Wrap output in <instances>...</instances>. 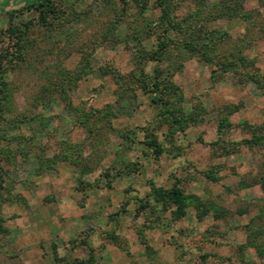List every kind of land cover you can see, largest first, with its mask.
I'll return each instance as SVG.
<instances>
[{
	"label": "rangeland",
	"instance_id": "obj_1",
	"mask_svg": "<svg viewBox=\"0 0 264 264\" xmlns=\"http://www.w3.org/2000/svg\"><path fill=\"white\" fill-rule=\"evenodd\" d=\"M234 4L0 0V264H264V0Z\"/></svg>",
	"mask_w": 264,
	"mask_h": 264
},
{
	"label": "trees",
	"instance_id": "obj_2",
	"mask_svg": "<svg viewBox=\"0 0 264 264\" xmlns=\"http://www.w3.org/2000/svg\"><path fill=\"white\" fill-rule=\"evenodd\" d=\"M234 1V5L237 7L239 4V0H233ZM48 1H46L47 3ZM45 3V4H46ZM44 3H40L38 5V7L36 8V10H47L46 12H53L52 7H47V4L45 5ZM240 8V6H238ZM41 8V9H40ZM238 8V9H239ZM237 9V8H236ZM236 9H231V13L229 14H234V12H236ZM5 84L1 82L0 80V86H4ZM150 146L151 148H153V150L155 152L157 151V144L155 141H151L150 142ZM168 198L170 200V202L172 203V205L174 206V210H175V214L178 218H184L186 216V204H185V199L183 197V192L181 190V188L178 186L177 183H174L173 186L171 187V189L168 191ZM0 229H2V227L0 226ZM92 257L90 259H88L86 262L82 263V264H92Z\"/></svg>",
	"mask_w": 264,
	"mask_h": 264
}]
</instances>
